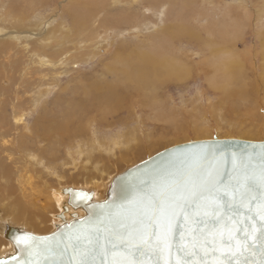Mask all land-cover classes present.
<instances>
[{"label":"rangeland","instance_id":"1","mask_svg":"<svg viewBox=\"0 0 264 264\" xmlns=\"http://www.w3.org/2000/svg\"><path fill=\"white\" fill-rule=\"evenodd\" d=\"M77 1L84 6L91 0H0V69L4 68L3 73L0 70V224L7 221L38 234L53 231V222H59L56 215L60 202L50 195L58 192L60 186L104 191L111 178L127 167L162 149L191 140L214 136L264 139V0H184V15H179L183 19L178 16L172 22L162 20L170 7L169 0H158L159 7L151 6V0L150 4L140 0L143 5L133 0L117 3L109 0L105 5L108 12L104 13L108 20L114 12L125 8L137 15L130 18L133 23L117 24L109 20L113 26L109 24L105 29L97 20L79 27L88 29L81 32L74 29L77 26L70 11ZM212 19L216 24L222 21L238 24L229 34L235 38L232 73L236 75L230 84L236 89L235 96L213 87L209 81L213 72L208 63V44L215 37L211 32ZM159 21L161 28L157 35L170 37V48L185 55L187 66L181 82L169 79L154 91L169 110L174 109L180 115L177 116L182 125L176 127L155 120L151 101L130 87L125 88L128 91L120 108L114 106L105 116L96 111L86 114L84 110L77 115L74 107L77 105L73 103L88 97V91L83 90L95 81L114 82V75L106 70V65L117 48L124 45L131 49L134 43L146 40ZM174 23L186 25L187 30L178 33L169 29L163 33L164 28L167 30ZM36 50L41 52V60ZM71 108L72 116L65 120V111ZM15 112L24 114L22 121L13 119ZM42 113L64 122L66 131L62 136L52 132V127L49 131L43 129L38 122ZM196 113L209 122L208 132L195 131L191 119ZM73 126L82 131L69 133ZM248 128L252 132H247ZM138 146L141 152L136 153ZM26 182L38 187L34 195L38 204L31 201L33 192L22 188ZM48 198L49 208L38 213L35 205L44 207ZM11 248V242L0 235V251Z\"/></svg>","mask_w":264,"mask_h":264},{"label":"snow or ice","instance_id":"2","mask_svg":"<svg viewBox=\"0 0 264 264\" xmlns=\"http://www.w3.org/2000/svg\"><path fill=\"white\" fill-rule=\"evenodd\" d=\"M260 148L258 168L233 158L227 183L204 153L174 157L150 183L128 192L125 203L102 206L109 209L103 220L64 225L55 248L29 236L18 243L36 256L70 251L67 264H209V257L211 264H239L234 249L243 254L257 247L264 257V144Z\"/></svg>","mask_w":264,"mask_h":264},{"label":"bare ground","instance_id":"3","mask_svg":"<svg viewBox=\"0 0 264 264\" xmlns=\"http://www.w3.org/2000/svg\"><path fill=\"white\" fill-rule=\"evenodd\" d=\"M141 1L144 2V0H141ZM146 1L149 4L151 3L148 0H146ZM151 1L153 2V4L151 6L159 7L158 5H161V3L158 2V0H151ZM169 1L171 3L170 7L167 9L168 10L167 15L162 20L165 19V21H166V20L170 19V21L172 22V20L176 21L175 19H177L179 15H181V14L184 15V13H182V12L185 9L186 5L184 6V3H186V2L184 0H169ZM114 2L117 3L118 0H115ZM132 2H139V3H141V5H143L142 2H140V0H133ZM86 3H87V5L83 6L82 2L77 1L75 3L76 4L75 6L73 4V6L75 8L70 7V11H72V22L74 25L77 26V27H74V29L77 32L88 30V29H85V28L82 29L79 27H87L91 22L93 23V21L97 22V20H98L100 23L99 25L103 26L106 29V27H108L110 24L109 20H112L113 22L115 21L118 24V23L130 21V18H132V16L137 17V15L135 13L133 15L131 14L132 11L130 12V10H127L125 8H121V9H119V11L117 13H115V12L113 13L112 19L108 20L106 14H104V13L107 10L105 5L107 3L108 4L110 3L109 0H96V1L91 0L90 2L86 1ZM160 10H161V8H160ZM225 10H227V9H225ZM107 12H108V10H107ZM219 13L222 14L223 12L219 11ZM227 13L228 12L226 11V14ZM100 14H102V16ZM222 16L224 17V14H222ZM183 17H182V19H183ZM219 17H220V15H219ZM180 18H179V22H180ZM107 21H109V22H107ZM160 22L161 21L155 23V25L153 26L154 31H152L150 33L149 37H147L146 40L144 39V40H141L139 42L134 43V47L131 48L132 50L128 46H127L128 47L127 48L124 45L122 47L117 48V52L110 59V63L106 62L107 63L106 70L109 72H112V74L114 75V77H112V78H115L114 82L113 83L107 82L106 84L104 83L106 86H103L104 84H100L101 82L95 81V82H93L94 83L93 86L90 84V87H88L87 90H83V91H88V97L86 99H84V100L82 99L81 101L76 100L75 103H73L74 101L72 100L73 101L72 103L74 105H77V106H74L78 112L77 115L79 113L82 114L84 111L86 114H87V112L94 113L96 111V112H99V114L101 116H105L108 112H110L113 109L114 106H116V108H114V109H117V107L120 108V106L122 104L121 102H122L123 97L124 98L126 97L125 91H128L125 88L130 87L131 89L136 91V94L142 93L143 98H145V97L148 98V99L145 98L146 101H151V104L153 105L152 106L153 107V118L155 120L157 119L158 121L159 120L166 121V123L174 124L176 127H180L182 125V123H181V125H179V122L181 121V119L178 120V116H180V115L177 113V115H178L177 116L175 114L174 109L169 110L167 108L166 104L164 103V101H162L160 99L162 101L161 102L156 97V95H155L156 93L154 91L155 89L159 88V86L161 85L162 82L167 81L169 79L180 80V82H181V80L183 78V72L185 71L184 67L187 66V62H186L187 59L185 58V55L183 56L181 53L177 54L176 50H174L173 48H170V42H169L170 37L165 38L162 36L159 37L157 35L160 28H161V26L159 27ZM130 23H133V22L130 21ZM221 23L216 24L213 19L211 21V25L214 28V29L211 28V30H213L211 32L215 37H213V40L210 41L211 43L209 42V44H208V45H210V46H208L209 50H210V58H209L208 63H209V66L212 68V72H213L209 81L212 83L213 87L221 88V90H223V92L226 93L227 95L229 93L230 94L233 93V95H234V91H236V89L232 88L230 86V84L236 75L235 72L232 73L233 67L235 66L234 65L235 61L232 60V57H234L232 50H233V45H235L233 42L235 38L229 36V34H232L236 30L235 28H237L238 24L235 25L234 23H229L228 21L227 22L222 21ZM110 25L113 26L112 23ZM175 25H176L175 23H174V25L170 24V26L168 27L167 30H165V28L163 29V33L168 32L169 29L171 32L176 31L178 33H181V31H183V29H184V31L187 30L186 25H182V26L180 24H179L180 26L179 25L175 26ZM163 27H165V26L163 25ZM188 28H190V27H188ZM169 34H170V32H169ZM191 34H193V33H191ZM178 35H180V34H178ZM226 35H228V36L226 37ZM174 37H175V35H174ZM176 38L180 39V37H177V36H176ZM171 42H173V41L171 40ZM215 43H217V44L214 45ZM171 44L173 45V43H171ZM224 44L226 46H224ZM234 52H235V50H234ZM36 53H37V58L39 60H41L43 58L41 56V52L39 50H36ZM48 61H50V60H48ZM39 63L41 64V62H39ZM4 67L6 68L7 66H4ZM3 69H4L3 67H2V69H0V70H2V73L4 72ZM187 74H188V72H187ZM105 79H103L104 82L106 81ZM172 81H174V80H172ZM164 84H165V82H164ZM86 87H87V85H86ZM86 87H84V88H86ZM133 90H132V92H133ZM1 91L2 90L0 89V93H2ZM237 92L239 94L241 92L239 87L237 88ZM244 92H246V91H244ZM241 96H243V95H241ZM243 97L245 98V95ZM248 97H250V96H248ZM241 99H242V97H241ZM160 104H161V106H159ZM71 110H74V109L71 108V109H68V111H65L66 112L65 120H69L71 118V116H72ZM199 111L200 110H198L197 113H199ZM43 113H45V112H43ZM43 113L38 118V122L40 124L42 123L41 125H42L43 129L49 131V128L52 127V129H51L52 132L57 131L54 133H57V135L59 137L62 136L63 133L66 131V129H64L65 128L64 122L60 121V120L58 121V119H52L50 117H47ZM197 113L195 115H193V119H191V120H193L192 122H193V125L195 128V131L198 134H200V133L203 134L205 132H208L210 130L209 122L206 119L204 120L202 113H201L202 117H200V118L197 117L198 116ZM23 116H24V114L19 113V112H15L13 119L16 120L17 122L22 121ZM79 117H81V116H79ZM202 118H203V120H202ZM70 121H68V122H70ZM24 127L27 128V126H24ZM39 128H41V127H39ZM79 129H80L79 127L73 126L70 129V131H68V132L69 133L71 132V134H75V133H78L79 131H82ZM181 130H182V128H181ZM246 131L252 132V129L248 128ZM181 132H183V131H181ZM239 139H241V138H239ZM135 150L136 151H134V152H136V153L141 152V148H139V146ZM31 162L32 161H31L30 157H28L29 165H31ZM113 177L111 178V180L113 179ZM111 180H110V182H111ZM95 182H97V181H93V183H95ZM22 185H23V187H22L23 189L27 188L29 190V192L30 191H31V193L33 192L31 201H34L35 203H37L36 202L37 196H34V195L36 194L38 187L33 186V184L30 185L29 182H26L24 184L22 183ZM108 185L104 191H100L101 189H96L94 187H91V188L81 187V188L94 190V198L96 200H99L100 198H102L105 195V192L108 188ZM66 187H73V186H66ZM64 188L65 187L60 186L57 189L58 192L53 191L52 194L50 195V197L52 199H54V201H57V203L60 202L59 203L60 204V212L63 210V207L66 205V202L68 200V193L64 192V190H63ZM74 188H80V187H74ZM59 194H62V195H59ZM63 196H65V198ZM46 199H47V197H46ZM42 202H44V201H42ZM35 203H34V205H35ZM37 204L35 205L36 211L38 213H41L42 210H46L47 208H49L47 206L50 205V199L48 198L47 204L46 203L44 204L45 208L44 207L41 208ZM67 205H68V203H67ZM72 211H73V209L71 207H69L68 211L65 213V221H70L72 219V217H71ZM78 212L80 214L81 213L83 214L82 209H79ZM59 213L56 215V217L59 219V222H53V225H54L53 230L56 229L57 225L59 226L63 223V220L60 218ZM39 217H42V216L39 215ZM9 225H11V224L8 223L7 221L0 224V235H2L4 233V231L7 230ZM12 225H15V224H12ZM33 225L36 226V222H34ZM16 226L21 227V229H23L24 231H28L22 225H16ZM30 232H32V231H30ZM33 233H35V232H33ZM36 234H38V233H36ZM40 235H43V234H40ZM2 236L4 237V235H2ZM11 244H12V242H11ZM13 250H14V246L12 244V248L10 250L4 251V252L0 251V255L3 253H6V252H12Z\"/></svg>","mask_w":264,"mask_h":264},{"label":"water","instance_id":"4","mask_svg":"<svg viewBox=\"0 0 264 264\" xmlns=\"http://www.w3.org/2000/svg\"><path fill=\"white\" fill-rule=\"evenodd\" d=\"M262 144H264V139L246 140L214 136L209 139L191 140L167 147L116 174L108 185L105 195L99 200L94 198V190L92 189L65 187L63 190L68 193V200L63 210L59 213L63 223L59 226L57 225L52 232L43 235L24 231L16 225H9L2 235L12 242L14 250L1 254L0 262H3V264H29V262L36 264L39 261V264H61V262L67 264V261L72 256L70 251L60 254L59 250H55L36 256L34 250H28L23 243H18V240L24 236L34 237L40 242L41 246L48 245L55 248L56 241L60 238L59 234L67 232L64 225L76 224L79 226L81 222L88 220L93 222L103 220L109 209L102 206H118L125 203L128 192L138 185L150 183L152 177L177 156L206 154L208 162L224 176L225 183H227L232 175L234 157H243L245 166H250L251 168L259 167L261 162L260 145ZM74 194L86 195L81 197L74 196ZM69 207L73 209L71 213L72 219L65 221V213ZM79 209L83 210V214L78 212ZM255 212L256 209H253V213H249V215ZM101 213L104 215H101ZM260 222V218L257 216L256 224L259 225ZM233 252L239 264H246V262L247 264H258L264 258L260 254L259 247L256 248L255 252L249 250L240 254L239 248L234 249ZM97 259L99 260L100 258L97 257ZM208 259L209 264H211L212 258L209 257Z\"/></svg>","mask_w":264,"mask_h":264}]
</instances>
